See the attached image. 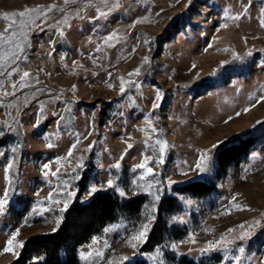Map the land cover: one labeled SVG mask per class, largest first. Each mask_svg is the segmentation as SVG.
I'll return each instance as SVG.
<instances>
[{
  "label": "rangeland",
  "instance_id": "obj_1",
  "mask_svg": "<svg viewBox=\"0 0 264 264\" xmlns=\"http://www.w3.org/2000/svg\"><path fill=\"white\" fill-rule=\"evenodd\" d=\"M53 4L57 7L46 11ZM121 5L95 19L97 8L108 11L102 0H0V14L37 6L46 11L24 29L27 39L17 36L16 43L24 46L18 59L10 55L14 44L0 48V130L5 133L0 198L10 189L0 214V264H15L31 240L56 234L66 222L70 234L88 228L77 245L66 243L79 264H231L222 261L223 253L200 250L229 229L238 235L239 225L264 221V0H121ZM237 14L238 20L227 18ZM145 17L149 22L135 23ZM5 28L0 18V31ZM113 33L116 38L106 43ZM145 57L149 64L143 63ZM137 68L140 75L130 77ZM24 72L30 75L22 81ZM121 76L135 81L124 94ZM157 89L163 99L153 108ZM148 119L157 131H149L146 144L141 129ZM77 138L80 143L61 168L58 158L67 157ZM157 138L170 145L163 165L155 163ZM204 151L210 160L200 173L194 165ZM224 151L231 159L221 164ZM145 155L159 175L140 180L142 170L135 166ZM80 157L83 168L77 167ZM45 164L59 174L45 177ZM153 179L160 182L159 201L157 188L149 194L136 186ZM169 179L175 183L169 185ZM108 180L114 187L106 186ZM92 186L103 190L89 194ZM68 192H75L70 200ZM107 192L121 208L102 229L90 226L95 208L78 217L69 214L75 203L88 205ZM49 193L61 203L52 204ZM66 200L68 208L61 213ZM134 200L141 202L123 209ZM40 201L52 211L33 213ZM152 216L147 242L133 249L128 240ZM17 229L24 247L19 256L4 253ZM95 236L100 241L88 247ZM245 247V264H262L264 226ZM96 249L103 251L102 258L81 259V252ZM38 253L29 255V264L42 261Z\"/></svg>",
  "mask_w": 264,
  "mask_h": 264
},
{
  "label": "snow or ice",
  "instance_id": "obj_2",
  "mask_svg": "<svg viewBox=\"0 0 264 264\" xmlns=\"http://www.w3.org/2000/svg\"><path fill=\"white\" fill-rule=\"evenodd\" d=\"M70 2V0H64L65 4H68ZM74 2V0H73ZM102 3L104 5L105 8L108 9V11H105L103 8H97V12L99 13V16L96 17L95 19H100V18H106L108 15L111 14V12L115 9L120 8L121 5V0H115L114 3L109 4V0H102ZM251 5L249 4L248 6L243 8V12L247 13L249 10V7ZM57 5L53 4L48 6L46 11H51L53 8H56ZM46 11L44 10L43 6H37L34 8H25L23 11H12V12H4L2 14H0V18L3 19V21L6 23V28L3 31H0V48L4 47L5 45H9V44H14V50L11 52V58L13 59V61L15 59L19 58V53L23 52L24 46L21 43H16V39L17 36H23L25 39H27V33L24 31V29H26L28 27V25L30 23H33L39 16L41 15H46ZM227 15V14H226ZM228 19H233V20H238L240 19V14H237L235 16H227ZM145 22H149L147 20V18H142V19H138L135 21V23L139 24V23H145ZM64 23H67V20L65 19ZM226 25H222V27H225ZM19 29V31H17L16 29ZM60 35H64V31L63 29H61L60 31ZM115 33H113L112 35L108 36L106 39V43L108 41H111L113 39H115ZM99 51V49H98ZM3 57H0V60H3ZM7 62V61H5ZM144 64H149V58L145 57ZM15 71H18V69H14ZM141 72L140 68H137L134 70V72L129 73V76H139ZM30 74L28 72H24L23 75L20 77V79L23 81L25 80V78H27ZM120 92L121 94H124L127 91V87L134 85L135 81L130 80V79H125V77L121 76L120 78ZM22 86H26L22 85ZM13 88H16L17 85L13 84L12 85ZM108 87H114L113 84H108ZM73 91H75V86H73ZM5 95H8V93H4ZM163 99V93L157 89L156 90V97H155V102L153 104V108H159L160 107V101ZM260 99L264 100V97H261ZM146 123L148 125L147 128L145 129H141V131L145 132V136H146V140L145 143L147 144L148 140L151 139V137L149 136V131L151 132H156L157 130L155 129V127L152 124V120L148 119L146 120ZM37 127L39 126L38 124L36 125ZM5 135V133L0 130V137H3ZM80 143L79 138H77L76 143H74L72 145V150H70L67 154V157H61L58 158L57 163H59L61 165V168H63V161L67 158H71L73 156V151L76 149L77 145ZM155 145L157 146L156 148L153 149V151L158 153L157 159L155 160V163L158 165H163L165 163V159H166V153L169 150V143L167 140H161L159 138H157L155 140ZM49 147H52V144L48 145ZM133 145L132 144H128V148H132ZM217 147V145H213V148ZM92 145L89 146V148L87 149V151H91ZM13 152L16 151L15 148L12 149ZM121 159H123V157H121ZM80 162L77 164L78 168H83L84 164H83V157L79 158ZM210 157L208 155L207 151L204 152H200L199 154V158H198V162L194 165V170H196L197 172H204L207 169V165L209 163ZM152 157L145 155L143 162L140 164H137L135 167L136 169H140L142 170L139 179L140 180H148L149 177H156L159 175V173H157L153 167H150L149 164L152 163ZM15 163V160L13 159L12 161H10L7 165H6V171L11 172L13 165ZM120 164L117 163L114 165L115 168H120ZM43 169H45L44 171V176L47 177L49 174L56 176L59 174L60 169H57L56 171H52L51 170V166L48 164H45L42 166ZM182 175L187 176L188 175V171H184L183 173H181ZM78 178V177H77ZM135 183V182H134ZM159 181L157 180H151L149 181L146 185H139L137 184L136 186L139 187H143L144 191L148 192L149 194H153L151 193V189L153 188H157V192L154 194L155 196V200L159 201L161 199L160 196V191L161 189H159L158 185H159ZM175 183V181H172L171 179L168 180V184L171 185ZM106 186L109 188L114 187L113 182L111 180H108L106 182ZM103 190V186L100 188H97L95 186L90 187L89 189V194H94L97 191ZM9 191L10 189H5L2 192V198H0V214H3L6 210V206L8 204V198H9ZM37 195H39V193H37ZM120 195L124 196L126 195L125 192L121 189L120 190ZM75 196V192H68V198L69 200L71 198H73ZM47 199L52 203V204H60L61 201L54 199V193H49ZM233 200H235V197L233 198ZM64 207L62 209H60L61 213L63 211H66L68 208V201H64ZM234 208H236L237 210H244L243 207L239 204H233L232 205ZM46 211H52L51 208H45L43 207V201H40L37 203V205L35 207L32 208V212L36 213L38 215H43L44 212ZM153 211H155V209H153ZM224 214H228V213H224ZM155 216H152L148 219V222L143 223L140 225L139 230L134 233L130 239L128 240V244L133 248H137L138 244H144L147 242L148 239V234L150 231V224L153 220H155ZM25 223H27V221H25ZM60 220H57V224L59 225ZM261 226H264V221L262 220H254L252 222H250L247 227L245 225H239V232L238 235H232V233H236L237 229H229L228 230V234L222 235L218 240L213 241V242H209L208 246L204 249H201L200 251L202 253H209V252H220L223 253L221 259L222 261H230L231 264H245V261L249 259L248 256L245 255L246 253V242L250 239H252V237L255 235L256 230L259 229ZM105 232L111 231V229L106 228L104 229ZM206 231H208L206 229ZM19 229L15 230L12 234H11V238L7 240V244L6 247H4L3 252L4 253H12L13 255L19 256V251L18 249L23 248V242H18L17 241V237L19 236ZM100 237L99 236H95L92 238V243L90 245H88V247H92L93 245L97 244L100 241ZM190 240L192 243H195V238L194 235L192 237H190ZM239 242V244L237 243ZM104 246L105 248L108 247V243L107 241L104 242ZM173 248L176 247V245H172ZM159 252V250H157ZM95 255V257L97 258H102L104 253L102 250L100 249H96L95 253L93 252H88V253H84L81 252L80 253V257L81 259L84 260H90L93 256ZM129 257L125 256L122 257V260H128ZM262 264H264V261H262Z\"/></svg>",
  "mask_w": 264,
  "mask_h": 264
},
{
  "label": "trees",
  "instance_id": "obj_3",
  "mask_svg": "<svg viewBox=\"0 0 264 264\" xmlns=\"http://www.w3.org/2000/svg\"><path fill=\"white\" fill-rule=\"evenodd\" d=\"M248 145H250V142ZM229 153L230 151H224L220 154L219 161L221 164H224L226 161L231 159V156L229 157ZM140 202L141 200H134L122 208L125 210H128L129 208L132 209L134 205H137ZM93 208H95L97 215L95 221L90 223V226L95 225L96 229L100 230L114 219L121 206L119 202L114 199V196L107 192L97 195L88 205L82 206L75 203L69 214L74 213L78 217ZM66 227L67 222L56 234L31 240L27 250H24L21 257L15 262V264H29V261L31 260L29 255H31L32 252H39L38 254H42L44 257L41 262H37L36 264H79L77 257L74 255V252H72L73 248L69 250V248L66 247V243L69 242V245L73 247L77 245L80 239L79 236H86L89 233L88 228H85L81 235H77L70 234V232L66 230ZM30 246L32 247V251L29 254L28 251ZM63 254L68 255L65 260L62 258ZM39 259L41 260V258Z\"/></svg>",
  "mask_w": 264,
  "mask_h": 264
}]
</instances>
